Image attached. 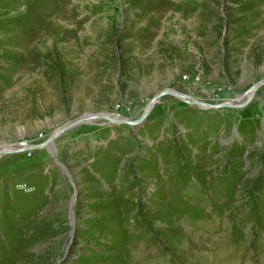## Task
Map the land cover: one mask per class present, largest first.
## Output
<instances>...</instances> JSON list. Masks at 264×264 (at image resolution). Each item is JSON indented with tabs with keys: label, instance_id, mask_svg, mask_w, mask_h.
Segmentation results:
<instances>
[{
	"label": "rangeland",
	"instance_id": "1",
	"mask_svg": "<svg viewBox=\"0 0 264 264\" xmlns=\"http://www.w3.org/2000/svg\"><path fill=\"white\" fill-rule=\"evenodd\" d=\"M260 82L264 0H0V264H264V85L43 145Z\"/></svg>",
	"mask_w": 264,
	"mask_h": 264
},
{
	"label": "water",
	"instance_id": "2",
	"mask_svg": "<svg viewBox=\"0 0 264 264\" xmlns=\"http://www.w3.org/2000/svg\"><path fill=\"white\" fill-rule=\"evenodd\" d=\"M262 85H264V82H260L255 84L248 92V96L247 98L242 102V103H234L233 101L227 102V103H221V104H216V105H211V104H207V103H203L199 100L196 99H192L191 97L185 96L183 94L180 93H176L173 91H169V90H165L162 91L160 93H158L157 95H155L146 105L144 112L141 114V116L134 121H129V120H116L114 118H111L110 116H103L102 114H98V115H84L82 117H80L79 119H77L74 122H71L63 127H61L60 129H58L54 134H52L48 140L43 144L44 146H48L49 149L52 151V155H54V150H53V141L56 139L57 136L61 135L62 133L68 131L69 129L80 125L82 123H86L89 122L91 120H99V119H105L108 120L110 122L111 125L114 124H125L128 126H132V127H137L139 126L141 123H143L145 121L146 116L148 115V113L150 112V110L152 109V107L154 106V104L163 96H172L175 99L179 100V101H183L189 105H197L202 109H222V108H229V109H235V110H242L244 108H246L250 103H252L254 97H255V93L257 91V89L259 87H261ZM39 147H42V145H38V146H28V147H21L18 149H14V150H0V155L3 154H8V153H18V152H26V151H30V150H34V149H38ZM57 165L61 168L63 174L69 178L68 174L66 173L64 167H62V165L60 163L57 162ZM72 204L70 207V215H72Z\"/></svg>",
	"mask_w": 264,
	"mask_h": 264
},
{
	"label": "bare ground",
	"instance_id": "3",
	"mask_svg": "<svg viewBox=\"0 0 264 264\" xmlns=\"http://www.w3.org/2000/svg\"><path fill=\"white\" fill-rule=\"evenodd\" d=\"M247 96H248V94H246V96L244 97V100L247 98ZM237 98H238V97H237ZM242 100H243V98H242V99H241V98H238V100H236V101L234 100V103H238V102H239V103H242V102H241ZM229 103H230V101H229ZM239 103H238V104H239ZM19 147H21V146H19ZM19 147H18V148H19ZM46 149L49 150V148H46Z\"/></svg>",
	"mask_w": 264,
	"mask_h": 264
}]
</instances>
